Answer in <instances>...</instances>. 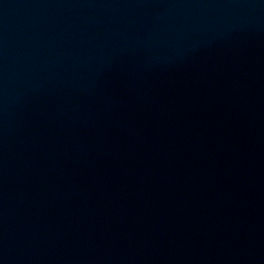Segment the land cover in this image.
Wrapping results in <instances>:
<instances>
[{
    "label": "water",
    "instance_id": "water-1",
    "mask_svg": "<svg viewBox=\"0 0 264 264\" xmlns=\"http://www.w3.org/2000/svg\"><path fill=\"white\" fill-rule=\"evenodd\" d=\"M0 264H264V0H0Z\"/></svg>",
    "mask_w": 264,
    "mask_h": 264
}]
</instances>
